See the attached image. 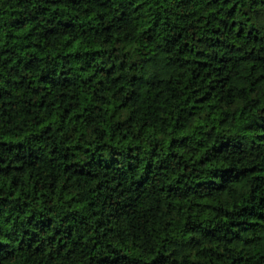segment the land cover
Segmentation results:
<instances>
[{"label": "trees", "instance_id": "1", "mask_svg": "<svg viewBox=\"0 0 264 264\" xmlns=\"http://www.w3.org/2000/svg\"><path fill=\"white\" fill-rule=\"evenodd\" d=\"M0 264H264V0H0Z\"/></svg>", "mask_w": 264, "mask_h": 264}]
</instances>
